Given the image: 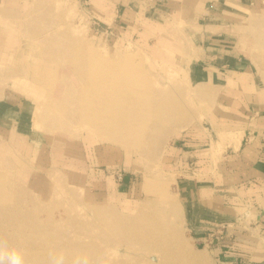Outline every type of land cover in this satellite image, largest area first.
<instances>
[{
	"label": "rangeland",
	"instance_id": "374dc122",
	"mask_svg": "<svg viewBox=\"0 0 264 264\" xmlns=\"http://www.w3.org/2000/svg\"><path fill=\"white\" fill-rule=\"evenodd\" d=\"M30 3L15 16L0 8V51L15 38L17 53L23 45L28 60L52 64L56 81L43 90L55 129L53 136L38 129L29 137L25 127L0 120V244L20 248L25 264H51L59 254L65 264L77 256L88 264H226L187 224L178 189L182 170L170 163L175 136L166 126L192 123L203 108L176 86L183 84L176 65L189 58L175 39L124 35L102 22L87 0ZM62 45L78 51L44 53ZM13 82L6 95L27 96L36 107ZM166 109L186 118H152ZM124 176L133 177L127 189L120 184ZM161 191L175 198L181 216Z\"/></svg>",
	"mask_w": 264,
	"mask_h": 264
},
{
	"label": "crops",
	"instance_id": "0c3cea01",
	"mask_svg": "<svg viewBox=\"0 0 264 264\" xmlns=\"http://www.w3.org/2000/svg\"><path fill=\"white\" fill-rule=\"evenodd\" d=\"M31 1L0 0V8L15 16L20 5L27 3L29 8ZM45 1L38 0L39 5ZM87 1L102 22L120 33L150 40L175 39L174 46L189 58L176 65L183 82L176 86L192 92L203 105L202 111L192 123L165 128L175 136L170 163L182 170L178 189L186 222L220 262L264 264V0ZM15 45L14 38L0 51V120L13 121L16 129L25 127L29 137L39 135L40 130L53 136L55 118L48 115L51 108L44 107L52 103L45 99L43 88L56 81L54 68L37 58L28 60L24 46L20 45L19 54ZM73 49L78 51L62 45L44 53L57 57L71 55ZM8 81L32 96L36 107L27 96L8 97L4 89ZM67 82L73 87L72 79ZM170 85L175 87V81ZM167 98L168 103L174 102L171 96ZM179 113L155 111L152 118H186ZM120 178L127 189L133 177ZM158 182L165 185L166 179ZM160 195L171 202L163 191ZM172 200L181 216L180 205Z\"/></svg>",
	"mask_w": 264,
	"mask_h": 264
},
{
	"label": "clouds",
	"instance_id": "9594fccd",
	"mask_svg": "<svg viewBox=\"0 0 264 264\" xmlns=\"http://www.w3.org/2000/svg\"><path fill=\"white\" fill-rule=\"evenodd\" d=\"M0 264H25L24 253L18 247L4 248L0 244ZM51 264H65L63 254L52 257ZM73 264H88V260L84 256H77L73 260Z\"/></svg>",
	"mask_w": 264,
	"mask_h": 264
},
{
	"label": "bare ground",
	"instance_id": "6f19581e",
	"mask_svg": "<svg viewBox=\"0 0 264 264\" xmlns=\"http://www.w3.org/2000/svg\"><path fill=\"white\" fill-rule=\"evenodd\" d=\"M100 125V124H99ZM102 130H104V128H102ZM162 187H163V185H162ZM168 195V198H167V200L170 202H173V196L172 195H170L169 193L167 194ZM167 202V201H166ZM170 202V203H171ZM159 207H161V206H159ZM175 207H177V206H175ZM158 209H160V208H158ZM164 209V208H163ZM161 210H162V208H161ZM164 210H166V209H164ZM176 210V209H175ZM160 211V210H159ZM164 212V211H163ZM152 214V213H151ZM166 214V213H165Z\"/></svg>",
	"mask_w": 264,
	"mask_h": 264
}]
</instances>
